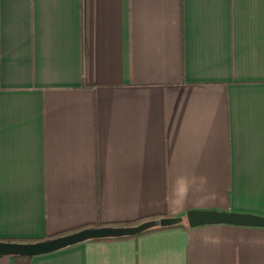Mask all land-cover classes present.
<instances>
[{"label": "crops", "instance_id": "0c3cea01", "mask_svg": "<svg viewBox=\"0 0 264 264\" xmlns=\"http://www.w3.org/2000/svg\"><path fill=\"white\" fill-rule=\"evenodd\" d=\"M191 210L264 218V0H0V242ZM182 224L29 264H264Z\"/></svg>", "mask_w": 264, "mask_h": 264}, {"label": "water", "instance_id": "95a60500", "mask_svg": "<svg viewBox=\"0 0 264 264\" xmlns=\"http://www.w3.org/2000/svg\"><path fill=\"white\" fill-rule=\"evenodd\" d=\"M183 220L186 221V224L190 228L203 225H232L264 228V218L262 217L227 212L191 210L185 214V218H160L129 226L88 228L33 243L0 242V258L8 256L29 259L54 253L86 241L136 237L153 228H165L182 224Z\"/></svg>", "mask_w": 264, "mask_h": 264}, {"label": "trees", "instance_id": "16d2710c", "mask_svg": "<svg viewBox=\"0 0 264 264\" xmlns=\"http://www.w3.org/2000/svg\"><path fill=\"white\" fill-rule=\"evenodd\" d=\"M139 223V222H137ZM180 227H185V225L183 224H179V225H174L171 227H165V228H153L150 229L144 233H142L141 235L144 234H148L151 232H156V231H162V230H167V229H173V228H180ZM138 237V236H136ZM136 237H123V238H115V239H100V240H93V242H101V241H121V240H127V239H131V238H136ZM6 242H10V241H6ZM36 242V241H33ZM13 243V242H10ZM25 243H31V242H25ZM14 258V264H29V259L28 258H21V257H13Z\"/></svg>", "mask_w": 264, "mask_h": 264}]
</instances>
